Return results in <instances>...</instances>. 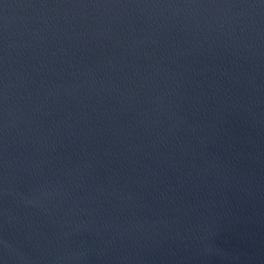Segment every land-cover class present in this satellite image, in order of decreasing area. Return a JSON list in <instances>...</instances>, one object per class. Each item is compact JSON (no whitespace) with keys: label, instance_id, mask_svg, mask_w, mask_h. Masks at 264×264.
<instances>
[{"label":"water","instance_id":"obj_1","mask_svg":"<svg viewBox=\"0 0 264 264\" xmlns=\"http://www.w3.org/2000/svg\"><path fill=\"white\" fill-rule=\"evenodd\" d=\"M0 264H264V0H0Z\"/></svg>","mask_w":264,"mask_h":264}]
</instances>
